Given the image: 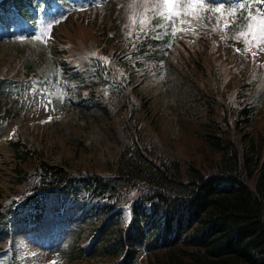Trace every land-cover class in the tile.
<instances>
[{"label": "rangeland", "instance_id": "rangeland-1", "mask_svg": "<svg viewBox=\"0 0 264 264\" xmlns=\"http://www.w3.org/2000/svg\"><path fill=\"white\" fill-rule=\"evenodd\" d=\"M217 2L205 0L198 16H185L190 23L183 24L180 18L172 22L155 16L154 8L145 13L144 0H83L73 4L78 11L63 8L56 17L37 23L25 25L18 16L0 21V79L23 83L15 89L0 88V102L15 115L0 131V203L11 188L9 177L13 175L15 157L9 136L43 150L46 159L72 173L105 176L112 174L127 146L132 148V138L140 149L145 146L154 151L152 158L159 155L175 159L183 170L195 165L200 173H213L221 157L211 143L213 129L240 102L255 108L254 128L243 131L253 132L259 140L264 135V45L257 49L253 43L251 51H243L245 38L238 34L246 30L251 17L242 20L239 5ZM219 6L223 13L215 11ZM233 9L234 14L228 15ZM260 14L264 13L257 11L252 16ZM145 15L153 19L141 25ZM160 28L167 31L161 35ZM44 30L46 44L32 39ZM144 39L160 41L149 47L159 46L163 56L141 58L138 67L128 52ZM121 54L123 63V58L117 60ZM52 55L59 69L53 67ZM28 63L33 67L34 83L37 77H53L56 87L48 89V83L46 88L31 86L25 80ZM91 68H97V77L88 78L94 83L85 85ZM71 71L81 74L82 82H75L78 88L64 76ZM58 91L63 96L92 95L100 104L85 101L89 108L82 102L55 105L52 99ZM228 130L230 135L223 141L228 155L229 151L240 154L244 138L240 132ZM33 164L19 168L29 171ZM19 189L14 192H24ZM81 205L84 203L79 201L63 216L45 220L36 233L0 235V264L110 263L113 259L104 250L112 239L109 231L96 238L89 236L104 219L82 212L75 216L73 207ZM127 221L123 209L106 228L123 227ZM8 249L16 255L12 261ZM136 261L147 264L143 253Z\"/></svg>", "mask_w": 264, "mask_h": 264}, {"label": "trees", "instance_id": "trees-1", "mask_svg": "<svg viewBox=\"0 0 264 264\" xmlns=\"http://www.w3.org/2000/svg\"><path fill=\"white\" fill-rule=\"evenodd\" d=\"M238 2L245 5L241 9L244 20L247 12L261 11L264 0ZM36 3L45 10L50 7L49 0ZM0 4L6 11L12 7L26 10L25 16L31 9L28 0H2ZM253 114L252 107L241 102L227 116L235 121L233 132L244 138L240 154L229 151L228 155L223 142L230 135L228 126L227 130L213 129L211 143L221 157L217 170L208 175L195 165L183 170L175 159L152 158L154 151L145 146L140 149L133 138L132 148L122 152L108 177L95 172L70 177L59 167L54 170L43 163L41 183L80 182L91 199L105 201L100 208L103 218H114L112 212L121 198L135 192L129 203V226L112 229V239L104 247L108 255L123 257L121 264H136L141 246L148 264H264V135L256 140L253 132L243 131L254 128ZM14 147L19 159L28 155L29 150L19 149L18 143ZM75 192L72 189L71 194ZM103 232L105 227L99 234Z\"/></svg>", "mask_w": 264, "mask_h": 264}, {"label": "snow or ice", "instance_id": "snow-or-ice-1", "mask_svg": "<svg viewBox=\"0 0 264 264\" xmlns=\"http://www.w3.org/2000/svg\"><path fill=\"white\" fill-rule=\"evenodd\" d=\"M205 0H144V8L145 13L148 12L149 8L156 9L155 16L160 17L166 21L174 22L177 18H180L181 24L183 23H190V21H185L184 17L187 15H192L197 17L199 14V10L205 8ZM240 8H244V4L239 5ZM215 11L219 13H223V6H219L215 9ZM235 10H229L228 15L234 14ZM250 20L246 25V30L239 33V37H244V43L246 45L243 51H251L252 44L255 43L257 49L264 45V14H260L258 16H252L250 13ZM153 17L145 15L141 20V25L149 23ZM135 22V21H133ZM225 28L228 27V21L224 22L223 25ZM183 30V29H180ZM47 32L46 30L42 31L41 34L35 35L32 39L47 43ZM23 39V38H21ZM236 51H242L241 49L237 48ZM253 56L257 53L255 51L252 52ZM92 55H95L93 53ZM104 61L107 63V58H103ZM51 119V118H49ZM50 264H56L55 261L50 262Z\"/></svg>", "mask_w": 264, "mask_h": 264}]
</instances>
